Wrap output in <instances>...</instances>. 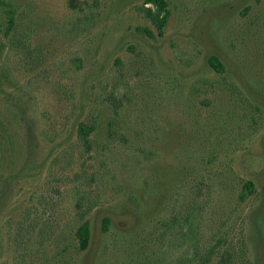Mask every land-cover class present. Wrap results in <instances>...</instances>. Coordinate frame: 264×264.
<instances>
[{"label":"rangeland","instance_id":"rangeland-1","mask_svg":"<svg viewBox=\"0 0 264 264\" xmlns=\"http://www.w3.org/2000/svg\"><path fill=\"white\" fill-rule=\"evenodd\" d=\"M9 1L0 264H165L162 229L194 204L203 245L217 246L213 264H264V0H166L162 36L144 0H97V23L80 37L65 29L67 0ZM114 112L125 138L107 137ZM93 121L86 151L77 128ZM248 181L254 192L242 200ZM84 220L92 240L78 251Z\"/></svg>","mask_w":264,"mask_h":264},{"label":"trees","instance_id":"trees-1","mask_svg":"<svg viewBox=\"0 0 264 264\" xmlns=\"http://www.w3.org/2000/svg\"><path fill=\"white\" fill-rule=\"evenodd\" d=\"M67 5L72 13V16L68 19V27H65L67 32H69L70 29V32H72L74 36L80 37L88 33L90 29L96 25L100 12L97 0L93 2H89L88 0H67ZM0 6L5 8L4 13L7 24L6 35L9 36L17 25L16 10L14 9L13 3L9 0H0ZM141 10L156 27L158 35L162 36L170 16L168 2L166 0H144V5ZM250 10L251 6H246L243 13L245 14ZM144 31L149 36H153L150 30L144 29ZM208 61L210 66L217 72H225V66L217 56L210 57ZM75 63H77V66L80 68V59H76ZM117 92L118 93L114 92L111 94L110 100L112 102H116L117 98H119V91ZM119 121V113L114 112V116L108 121V139H114L116 136L125 138V135L117 129ZM96 129L97 121L91 123L81 122L78 125L77 136L86 151H90L93 147L92 134ZM244 189L241 195L242 200H245L254 192L253 182H246ZM84 198H86V196ZM84 198H80L76 201L74 204L76 209L85 206ZM111 223L112 221L109 217L103 219L102 231L104 233L109 231ZM160 238L161 244H158V246L159 249L163 251L162 260L163 262L166 259L168 260L165 264H213V259L218 254L217 246L208 247L207 245H203L201 217L199 215V208L196 207L195 204L181 217L173 216L172 219L167 221L164 229H162ZM75 239L78 251H85L90 247L92 229L91 223L88 220H84L78 226L75 232ZM220 241L219 239V242ZM175 249H179L180 254L173 258L171 256ZM220 255V262H228V256H226L225 253Z\"/></svg>","mask_w":264,"mask_h":264}]
</instances>
